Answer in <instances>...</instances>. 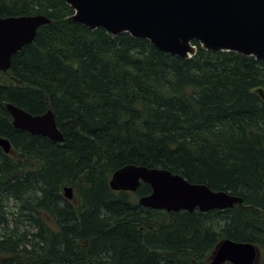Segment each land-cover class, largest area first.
I'll list each match as a JSON object with an SVG mask.
<instances>
[{
    "label": "trees",
    "instance_id": "16d2710c",
    "mask_svg": "<svg viewBox=\"0 0 264 264\" xmlns=\"http://www.w3.org/2000/svg\"><path fill=\"white\" fill-rule=\"evenodd\" d=\"M74 14L64 0H0L1 17L51 20L0 72V136L12 144L10 154L0 147V264H211L226 239L255 245L264 264V61L197 41L183 59ZM7 104L51 109L64 141L16 129ZM129 165L243 202L205 213L146 208L149 184L110 187Z\"/></svg>",
    "mask_w": 264,
    "mask_h": 264
},
{
    "label": "water",
    "instance_id": "95a60500",
    "mask_svg": "<svg viewBox=\"0 0 264 264\" xmlns=\"http://www.w3.org/2000/svg\"><path fill=\"white\" fill-rule=\"evenodd\" d=\"M75 14L72 18L91 30L102 28L113 36L129 33L149 40L162 52L189 59L196 55V41L206 51L236 52L264 61V0H64ZM51 20L45 16H0V72H8L12 57L34 42L38 29ZM258 94L264 103V90ZM13 125L18 130L61 143L64 135L54 112L42 115L7 104ZM0 147L10 154L12 144L0 136ZM152 193L139 204L167 212L196 209L201 212L225 210L243 200L227 192L212 191L203 184H192L168 170L129 165L110 179L112 190L136 192L141 183ZM72 200V187L64 188ZM260 250L247 242L223 240L212 255L211 264H257Z\"/></svg>",
    "mask_w": 264,
    "mask_h": 264
},
{
    "label": "rangeland",
    "instance_id": "374dc122",
    "mask_svg": "<svg viewBox=\"0 0 264 264\" xmlns=\"http://www.w3.org/2000/svg\"><path fill=\"white\" fill-rule=\"evenodd\" d=\"M8 205H9V207L12 208L11 209L12 211L16 212L15 209H14V207H13L14 206V202L13 201H10V203Z\"/></svg>",
    "mask_w": 264,
    "mask_h": 264
}]
</instances>
